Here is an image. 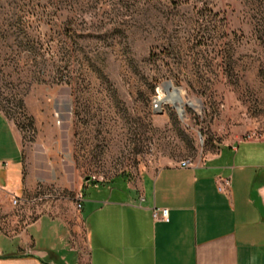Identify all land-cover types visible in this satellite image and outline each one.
I'll return each mask as SVG.
<instances>
[{"label":"rangeland","instance_id":"1","mask_svg":"<svg viewBox=\"0 0 264 264\" xmlns=\"http://www.w3.org/2000/svg\"><path fill=\"white\" fill-rule=\"evenodd\" d=\"M0 111L32 182L0 228L50 202L87 264L77 194L264 137V0H0Z\"/></svg>","mask_w":264,"mask_h":264},{"label":"crops","instance_id":"2","mask_svg":"<svg viewBox=\"0 0 264 264\" xmlns=\"http://www.w3.org/2000/svg\"><path fill=\"white\" fill-rule=\"evenodd\" d=\"M92 187L77 210L87 264H264V137L227 144L194 166L178 162ZM31 189L19 140L0 111L1 210L2 196ZM43 208L17 232L0 228V264H67V222L50 202ZM154 208H166V219H155Z\"/></svg>","mask_w":264,"mask_h":264},{"label":"bare ground","instance_id":"3","mask_svg":"<svg viewBox=\"0 0 264 264\" xmlns=\"http://www.w3.org/2000/svg\"><path fill=\"white\" fill-rule=\"evenodd\" d=\"M166 90L168 91V89L170 88L169 83H167L166 85ZM167 95L162 97L161 94H159L156 98H157V102L159 104V106L163 103H169L171 104L174 108H176L177 112H180L181 114H183V107L185 105H190L192 107H196L197 105H193L191 104L189 101L188 102H184L181 100L180 96H179V92H177L176 90H169L167 93Z\"/></svg>","mask_w":264,"mask_h":264},{"label":"built area","instance_id":"4","mask_svg":"<svg viewBox=\"0 0 264 264\" xmlns=\"http://www.w3.org/2000/svg\"><path fill=\"white\" fill-rule=\"evenodd\" d=\"M199 163H192L189 160H183L180 161V165L181 166H194L197 165ZM220 189H222V186H219ZM82 199H83V195L81 193L77 194L75 197V206L77 209H80L82 206ZM18 201H22L21 198L19 197H13V203L16 204ZM167 209L166 208H154L152 210V215L155 219H166L167 217Z\"/></svg>","mask_w":264,"mask_h":264}]
</instances>
